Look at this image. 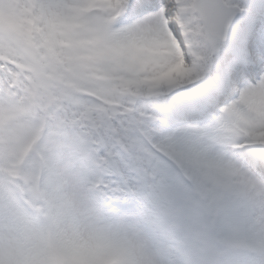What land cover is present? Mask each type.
I'll use <instances>...</instances> for the list:
<instances>
[{"label":"snow or ice","instance_id":"obj_1","mask_svg":"<svg viewBox=\"0 0 264 264\" xmlns=\"http://www.w3.org/2000/svg\"><path fill=\"white\" fill-rule=\"evenodd\" d=\"M0 264H264V0H0Z\"/></svg>","mask_w":264,"mask_h":264}]
</instances>
